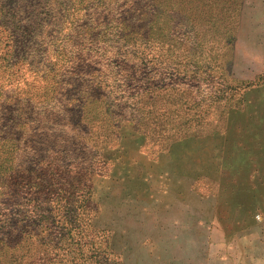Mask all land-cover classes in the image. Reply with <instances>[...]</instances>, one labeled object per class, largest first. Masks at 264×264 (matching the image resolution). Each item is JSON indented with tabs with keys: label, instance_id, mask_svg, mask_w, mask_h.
<instances>
[{
	"label": "trees",
	"instance_id": "obj_1",
	"mask_svg": "<svg viewBox=\"0 0 264 264\" xmlns=\"http://www.w3.org/2000/svg\"><path fill=\"white\" fill-rule=\"evenodd\" d=\"M173 3L0 0V264L106 263L93 160L190 81L166 45ZM161 13L174 20L167 41Z\"/></svg>",
	"mask_w": 264,
	"mask_h": 264
},
{
	"label": "rangeland",
	"instance_id": "obj_2",
	"mask_svg": "<svg viewBox=\"0 0 264 264\" xmlns=\"http://www.w3.org/2000/svg\"><path fill=\"white\" fill-rule=\"evenodd\" d=\"M174 2L166 45L190 81L93 160L92 231L104 264H264V0ZM173 21L157 17L165 41Z\"/></svg>",
	"mask_w": 264,
	"mask_h": 264
}]
</instances>
